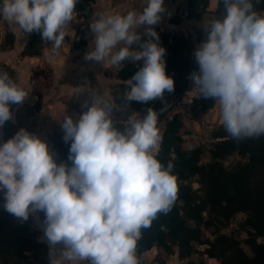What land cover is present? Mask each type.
Masks as SVG:
<instances>
[{
	"label": "clouds",
	"instance_id": "9594fccd",
	"mask_svg": "<svg viewBox=\"0 0 264 264\" xmlns=\"http://www.w3.org/2000/svg\"><path fill=\"white\" fill-rule=\"evenodd\" d=\"M76 0H0V19L24 33L39 31L55 54L74 19ZM224 11L206 17L207 39L193 55L198 71L190 73L198 95L215 98L219 118L233 139L264 136V0H222ZM165 12L164 0H141L124 13H97L90 20L93 40L85 59L122 66H142L124 81L123 99L146 102L174 89L165 70L166 49L153 27ZM137 44L138 47H132ZM88 94L77 119L59 121L70 142L67 162H57L48 142L21 127L0 142V197L3 208L27 220L43 211L48 264H139L141 230L177 198L173 163L155 154L161 140L158 112L134 111L123 126L114 119L117 105L107 91ZM29 91L7 71H0V126L12 118L10 106L23 103ZM63 247L57 249V245Z\"/></svg>",
	"mask_w": 264,
	"mask_h": 264
},
{
	"label": "trees",
	"instance_id": "16d2710c",
	"mask_svg": "<svg viewBox=\"0 0 264 264\" xmlns=\"http://www.w3.org/2000/svg\"><path fill=\"white\" fill-rule=\"evenodd\" d=\"M212 0H188L180 14L169 20L180 23L183 16L194 18L192 9L200 13L206 11ZM264 8V4H257ZM74 11L83 20L75 27L73 46L83 48L87 37L91 35L90 20L94 17V0H76ZM224 11L222 0H217L216 14ZM158 43L165 47V70L174 80L173 91H165L162 98L146 102L123 99L124 81L131 78L142 66L143 61L125 60L117 69L120 82L111 97L116 105L127 104L142 116L149 107L159 114L157 127L165 121L156 157L165 165L171 161L173 173L177 178V198L167 213H158L148 228L141 230L137 242L139 264L143 254L153 247L168 254L178 253L184 261L193 253H201L209 258L220 260V264H264V136L257 138L233 139L221 124L211 130L210 145H192L185 147L184 121L179 112L168 117L174 102V96L190 90V73L198 71L193 52L197 47L191 36L158 32ZM144 39H148L144 36ZM45 41L39 31L30 32L27 43L21 51L22 56H41ZM15 43V33L8 30L0 48L11 49ZM45 72L32 71L31 78L44 75ZM43 93L37 91L35 102L27 108V114L33 115L42 108ZM72 100L71 106L81 114L86 110L84 102ZM166 101V103H164ZM215 103L212 97H194L193 108L206 112ZM13 114L14 104L10 106ZM116 120V119H115ZM118 126L124 122L116 120ZM3 141L12 137L18 126L12 118L2 126ZM63 132L55 130L50 137L57 162H67L69 143L63 140ZM238 154L241 159L232 166L226 165L229 156ZM198 183L199 187H194ZM239 213L246 215L243 228L247 237L223 232L231 220ZM31 213L27 220H21L3 208L0 197V264H48L49 245L39 240L31 227ZM208 230L213 237L206 236ZM195 243L204 245L198 249ZM244 245L248 247L245 249ZM157 264H169L159 251ZM78 264H87L79 262ZM184 264H208L204 259L188 260Z\"/></svg>",
	"mask_w": 264,
	"mask_h": 264
},
{
	"label": "rangeland",
	"instance_id": "374dc122",
	"mask_svg": "<svg viewBox=\"0 0 264 264\" xmlns=\"http://www.w3.org/2000/svg\"><path fill=\"white\" fill-rule=\"evenodd\" d=\"M187 1L188 0H164L165 12L161 14V20L155 25H142L137 28V31L142 34L141 39H144V36H146L143 35L146 27H153L157 32L166 31L170 28L169 30L173 33L191 36L198 47L202 40L207 39V33L203 28L205 18L217 15V0H212L206 11L202 13H200L198 9H192L191 14L196 17H183L178 25L171 26L173 24L170 23V17L175 14H180ZM140 7V0H94L95 14L92 19L96 18L97 13H124L130 8L139 9ZM80 20V16L75 12L74 19L70 22V25L67 28L68 34L65 35L64 43L61 45L57 53H51L49 48L51 47L52 42L45 41L43 55L38 56L35 60L27 61L21 53H17L15 50L16 48L14 49L15 44L20 46L25 33L21 31L18 26L0 19V43L4 42L5 35L9 29L15 33V43L12 47L14 50L7 53L9 57H6L4 52V50L7 49L0 48V71H7L17 83L29 91V95L25 98L23 103L14 104L12 120L17 124L18 130L23 127L30 132L39 135L42 139H45L52 151L50 137L55 130L63 132L59 123V121L62 120L63 115L66 113L73 116L74 119L79 117L72 112L74 110L71 106V101L77 99H89L86 92H82L78 95L76 88L83 86V89L89 94L94 90H106L111 97L112 92L116 89L118 84L114 81V78L110 79V76L108 75L112 71V68L115 67L114 65L108 64L107 61H104L102 64V62L84 58L85 53L89 50L93 40V33L87 37V45L85 47L75 48L73 46L75 27ZM27 34L30 35V33ZM132 47L136 48L138 45L133 44ZM34 70H43L45 74L32 79L30 75ZM37 91L43 93L42 105L43 102H46L48 107H51L58 97L61 99L62 103H59L61 111L54 116V119H50L52 116H49L51 114L48 107L47 109L41 108L33 115L27 114V108L36 100ZM44 95L46 97L45 101ZM201 96L202 95H198L195 87H192L183 94L175 95L173 106L168 113V117L177 112L181 114L184 121L183 132L185 134V147H190L192 145L209 146L212 140L211 130L218 128L222 124L219 118L218 105L216 103H214V105L206 112L197 111L193 108L192 99ZM164 103H166V101H164ZM54 113L55 111L53 114ZM137 113L142 117L140 112ZM130 114H134V110L127 104L117 105V108L114 109V119L116 120L125 122ZM164 125L165 121H163L158 127L160 135H162ZM1 133L2 127L0 126V142H3V134ZM158 146L159 144L156 146L155 153L158 150ZM240 159L241 157L238 154H233L227 158L226 165L232 166ZM194 187H199V184L194 183ZM245 218L246 215L244 213H239L231 220L230 224L223 229V232L228 234H239L241 237H247V232L243 228ZM43 220V211L34 212L31 217V227L39 240L46 241L43 237ZM204 234L213 237L208 230H206ZM195 246L198 249H203L205 247L198 243H195ZM56 247L59 249L63 247V245L58 244ZM244 247L248 250L246 245H244ZM159 251H161V255L169 262V264H184V262L188 260L199 261L201 259H204L208 264H220L219 259L209 262V257L207 255H202L201 253H193L182 261L179 259L177 251H175L174 254H168L157 247H154L150 254H145L147 256L142 258L140 264H157L156 257ZM78 262L87 263L86 261ZM67 263L69 264V262Z\"/></svg>",
	"mask_w": 264,
	"mask_h": 264
},
{
	"label": "crops",
	"instance_id": "0c3cea01",
	"mask_svg": "<svg viewBox=\"0 0 264 264\" xmlns=\"http://www.w3.org/2000/svg\"><path fill=\"white\" fill-rule=\"evenodd\" d=\"M140 4H141V0H140ZM77 13V12H76ZM78 14V13H77ZM79 15V14H78ZM80 16V15H79ZM172 17V16H171ZM170 17V18H171ZM183 17H185V16H183ZM80 18H81V20H80V22L83 20V18L80 16ZM183 19V18H182ZM182 19H181V21H182ZM171 24H173V25H171V26H176V25H178V24H175V23H172V22H170ZM170 29V28H169ZM169 29H167L165 32H169V33H171V34H174L173 32H171ZM28 38H29V35L27 34V33H25L24 34V39H23V41H22V43L20 44V46H17L16 44H15V47H14V49L17 51V53H21V51L23 50V48H24V46H25V44L27 43V41H28ZM13 48L12 49H7V50H4V52H5V54H6V57H9V55L7 54V53H10L11 51H13L14 50ZM1 51V50H0ZM24 58H25V60H27V61H30V60H35V58H37V57H35V56H24ZM117 68H118V66H115L114 68H112V71L108 74L109 76H110V79L112 78H114L115 80L114 81H116L117 83H119V79L117 78V76H116V70H117ZM34 81V80H33ZM96 86V85H95ZM90 88H92V87H90ZM94 88H96V87H94ZM45 95H44V101H45ZM83 100V99H82ZM62 103L61 102V99H59V97H58V99L57 100H55V102L53 103V106L51 105V107H48V104L46 103V102H43V105H42V109H47V107L49 108V112H50V114L51 115H49V116H52V117H50V119H54V116L56 115V114H59L60 113V111H61V107L59 106L60 104ZM71 110H72V108H71ZM73 110L74 111H72L74 114H76L77 116H79L80 114L73 108ZM55 111V113L53 114V112ZM1 134H3V132L1 133ZM3 137V136H2ZM158 148H159V146H158ZM157 152V151H156ZM31 216H33V213H31ZM33 219V218H32ZM31 223V222H30ZM154 249V247L152 248V249H150L149 251H147V252H145L144 254H143V257L142 258H145V256H147L148 254H150V252H152V250ZM145 254H147V255H145ZM152 254V253H151ZM216 258H208V261L209 262H211L212 260H215ZM79 262L78 261H74V262H71V264H78ZM65 264H68L67 262H65Z\"/></svg>",
	"mask_w": 264,
	"mask_h": 264
}]
</instances>
